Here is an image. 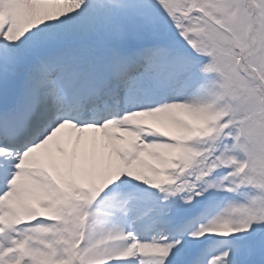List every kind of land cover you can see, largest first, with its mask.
I'll return each instance as SVG.
<instances>
[{"label": "snow or ice", "instance_id": "snow-or-ice-1", "mask_svg": "<svg viewBox=\"0 0 264 264\" xmlns=\"http://www.w3.org/2000/svg\"><path fill=\"white\" fill-rule=\"evenodd\" d=\"M0 264H264V0H0Z\"/></svg>", "mask_w": 264, "mask_h": 264}]
</instances>
